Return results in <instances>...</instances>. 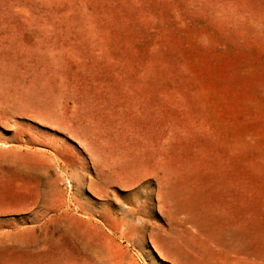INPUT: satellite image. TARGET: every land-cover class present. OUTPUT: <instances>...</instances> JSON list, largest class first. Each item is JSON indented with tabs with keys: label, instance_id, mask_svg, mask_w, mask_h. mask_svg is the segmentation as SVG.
<instances>
[{
	"label": "rangeland",
	"instance_id": "rangeland-1",
	"mask_svg": "<svg viewBox=\"0 0 264 264\" xmlns=\"http://www.w3.org/2000/svg\"><path fill=\"white\" fill-rule=\"evenodd\" d=\"M0 264H264V0H0Z\"/></svg>",
	"mask_w": 264,
	"mask_h": 264
},
{
	"label": "bare ground",
	"instance_id": "bare-ground-1",
	"mask_svg": "<svg viewBox=\"0 0 264 264\" xmlns=\"http://www.w3.org/2000/svg\"><path fill=\"white\" fill-rule=\"evenodd\" d=\"M60 216H61V215H60ZM60 216L58 217V219L60 218ZM87 217H88V216H87ZM58 221H61V220H58ZM66 234H67L68 236L71 235V228H70L69 226H67Z\"/></svg>",
	"mask_w": 264,
	"mask_h": 264
}]
</instances>
